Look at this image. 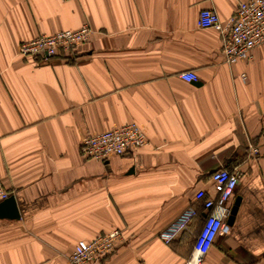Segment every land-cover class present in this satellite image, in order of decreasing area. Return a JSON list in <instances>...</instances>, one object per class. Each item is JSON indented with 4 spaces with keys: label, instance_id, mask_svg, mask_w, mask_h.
I'll return each instance as SVG.
<instances>
[{
    "label": "crops",
    "instance_id": "crops-1",
    "mask_svg": "<svg viewBox=\"0 0 264 264\" xmlns=\"http://www.w3.org/2000/svg\"><path fill=\"white\" fill-rule=\"evenodd\" d=\"M238 1L0 0V181L19 213L0 219V264H68L78 241L113 230L123 241L94 264H184L205 219L195 193L216 196L219 167L240 173L228 217L236 210L198 264L264 263V147L246 154L264 136V44L227 65L219 31L197 26L203 9L225 25ZM83 25L93 33L71 57L17 56L24 41ZM127 123L144 146L81 156L85 135Z\"/></svg>",
    "mask_w": 264,
    "mask_h": 264
},
{
    "label": "built area",
    "instance_id": "built-area-1",
    "mask_svg": "<svg viewBox=\"0 0 264 264\" xmlns=\"http://www.w3.org/2000/svg\"><path fill=\"white\" fill-rule=\"evenodd\" d=\"M199 28H214L221 35V53L224 63L232 65L238 61H249L251 51L264 44V0L238 1L235 11L221 25L215 11L203 9L198 14ZM93 31L87 25L77 30L59 31L51 35H38L20 43L17 56L23 59H47L65 55L71 57L74 51L88 41ZM185 82H196L198 77L193 71L178 75ZM143 130L135 123H127L96 134L85 135L79 145V152L86 159L104 161L111 157L122 156L127 151H134L146 144ZM264 147V136L257 143L248 144L247 157L256 158L260 148ZM210 179L216 192L215 197H206L204 191L195 193V201L200 203L205 212V219L194 236L191 256L184 264H198L207 253L214 238L227 230L226 220L229 215L227 202L239 182L240 173L219 167L212 171ZM9 197V192L0 181V202ZM195 211L190 208L165 232L160 234L168 244L180 232L187 229ZM123 241L121 231L113 230L100 234L91 240L78 241L68 258V264H94L111 255ZM264 264V263H263Z\"/></svg>",
    "mask_w": 264,
    "mask_h": 264
},
{
    "label": "water",
    "instance_id": "water-1",
    "mask_svg": "<svg viewBox=\"0 0 264 264\" xmlns=\"http://www.w3.org/2000/svg\"><path fill=\"white\" fill-rule=\"evenodd\" d=\"M235 210L236 207L234 206L231 210V215H233ZM231 215L228 217L227 224H229L232 219ZM18 218L19 213L13 196H9L7 199L0 202V219L16 220Z\"/></svg>",
    "mask_w": 264,
    "mask_h": 264
}]
</instances>
